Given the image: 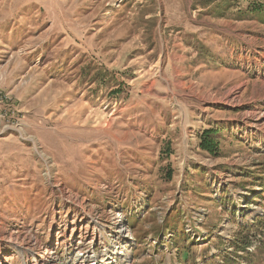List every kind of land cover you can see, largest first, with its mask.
<instances>
[{"label":"rangeland","instance_id":"rangeland-1","mask_svg":"<svg viewBox=\"0 0 264 264\" xmlns=\"http://www.w3.org/2000/svg\"><path fill=\"white\" fill-rule=\"evenodd\" d=\"M0 92V264H264V0H0Z\"/></svg>","mask_w":264,"mask_h":264},{"label":"built area","instance_id":"built-area-1","mask_svg":"<svg viewBox=\"0 0 264 264\" xmlns=\"http://www.w3.org/2000/svg\"><path fill=\"white\" fill-rule=\"evenodd\" d=\"M9 99L10 97L0 92V122L7 120L10 117L9 113H13V110L11 111L12 105L5 103V101Z\"/></svg>","mask_w":264,"mask_h":264},{"label":"trees","instance_id":"trees-1","mask_svg":"<svg viewBox=\"0 0 264 264\" xmlns=\"http://www.w3.org/2000/svg\"><path fill=\"white\" fill-rule=\"evenodd\" d=\"M211 131H213L212 129H211ZM213 132H215V131H213ZM208 140H209V138H208ZM205 144H208V145H204L206 148H208V149H210L211 151H213L214 150V148H215V144H214V141L212 140L211 142H204ZM204 143H202V144H204Z\"/></svg>","mask_w":264,"mask_h":264},{"label":"bare ground","instance_id":"bare-ground-1","mask_svg":"<svg viewBox=\"0 0 264 264\" xmlns=\"http://www.w3.org/2000/svg\"><path fill=\"white\" fill-rule=\"evenodd\" d=\"M127 254V256H129V254L128 253H126Z\"/></svg>","mask_w":264,"mask_h":264}]
</instances>
